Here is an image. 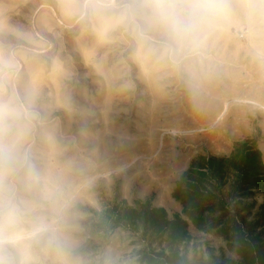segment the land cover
<instances>
[{
    "label": "rangeland",
    "instance_id": "1",
    "mask_svg": "<svg viewBox=\"0 0 264 264\" xmlns=\"http://www.w3.org/2000/svg\"><path fill=\"white\" fill-rule=\"evenodd\" d=\"M152 4L0 0V187L56 237L34 264H264V22L178 51Z\"/></svg>",
    "mask_w": 264,
    "mask_h": 264
},
{
    "label": "clouds",
    "instance_id": "2",
    "mask_svg": "<svg viewBox=\"0 0 264 264\" xmlns=\"http://www.w3.org/2000/svg\"><path fill=\"white\" fill-rule=\"evenodd\" d=\"M237 15L264 22V0H153L149 23L161 27L176 50L194 51L222 22ZM29 181L38 185L40 177L30 173ZM55 195L48 191L44 198L54 200ZM50 231L31 200L0 187V264H34L36 245L56 244Z\"/></svg>",
    "mask_w": 264,
    "mask_h": 264
}]
</instances>
